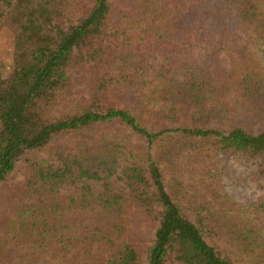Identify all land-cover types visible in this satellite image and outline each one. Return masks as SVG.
Returning a JSON list of instances; mask_svg holds the SVG:
<instances>
[{"label":"trees","instance_id":"trees-1","mask_svg":"<svg viewBox=\"0 0 264 264\" xmlns=\"http://www.w3.org/2000/svg\"><path fill=\"white\" fill-rule=\"evenodd\" d=\"M15 8L0 264H264V197L213 162L264 158V0H0V25Z\"/></svg>","mask_w":264,"mask_h":264},{"label":"rangeland","instance_id":"rangeland-1","mask_svg":"<svg viewBox=\"0 0 264 264\" xmlns=\"http://www.w3.org/2000/svg\"><path fill=\"white\" fill-rule=\"evenodd\" d=\"M21 17V13L15 8L0 25V68L5 78H8L14 69L13 38L20 26ZM260 47V52L257 50L264 66V45L257 46V48ZM60 112L61 107L56 106L51 116L57 117ZM97 133L98 131H92L85 135H96ZM104 137L110 143L124 144L121 134H107ZM158 154L160 152L155 150V155ZM213 162L220 163L223 170L224 191L234 202L250 205L264 197V158H248L232 152H220L214 155Z\"/></svg>","mask_w":264,"mask_h":264}]
</instances>
